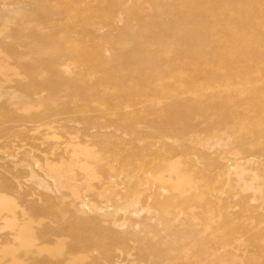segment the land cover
Returning a JSON list of instances; mask_svg holds the SVG:
<instances>
[{
    "label": "rangeland",
    "instance_id": "374dc122",
    "mask_svg": "<svg viewBox=\"0 0 264 264\" xmlns=\"http://www.w3.org/2000/svg\"><path fill=\"white\" fill-rule=\"evenodd\" d=\"M214 1L0 0V264H264V9Z\"/></svg>",
    "mask_w": 264,
    "mask_h": 264
},
{
    "label": "bare ground",
    "instance_id": "6f19581e",
    "mask_svg": "<svg viewBox=\"0 0 264 264\" xmlns=\"http://www.w3.org/2000/svg\"><path fill=\"white\" fill-rule=\"evenodd\" d=\"M189 2V1H188ZM198 2V1H197ZM202 1H200L201 3ZM213 2H216L213 0ZM237 2V1H236ZM246 3H248V7H252V8H257L258 7V11H262L264 9V5H262L264 3V0H246ZM196 4V3H195ZM185 5V4H184ZM202 5V3H201ZM200 5V6H201ZM235 5V4H234ZM189 6V5H188ZM196 6V5H195ZM244 6V5H243ZM238 7V6H237ZM198 10V9H197ZM196 11V10H195ZM259 16V15H258ZM262 16V15H261ZM215 17V16H214ZM216 18V17H215ZM217 38V36H216ZM248 47H250V49L247 50V59H250L252 61H254V64H250V67H248L249 72L251 73H255V75H263L264 74V18L260 19L259 17H256L255 19V23L252 26V30L250 31V33L248 34ZM218 40V38H217ZM216 41V39H215ZM218 43L221 41H217ZM243 43V42H242ZM244 45L247 46V43H243ZM243 45V46H244ZM255 46V50L254 52L253 50V46ZM215 46V45H214ZM216 47V46H215ZM218 48V47H217ZM253 52V53H252ZM234 67V66H233ZM232 67V68H233ZM243 72V71H242ZM262 121V120H260ZM160 125V124H159ZM259 126L262 125V123L258 124ZM157 126V125H156ZM161 126V125H160ZM254 126V125H253ZM165 129V125L161 126V130ZM180 136V135H179ZM180 138V137H178ZM144 176V175H143ZM172 186V185H171ZM259 193L263 194V198H262V205L264 207V190L259 191ZM255 226L260 229L261 231L264 232V225L262 226L260 223H264V214H261V216L259 217L258 220H256L255 222Z\"/></svg>",
    "mask_w": 264,
    "mask_h": 264
}]
</instances>
